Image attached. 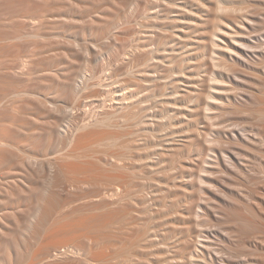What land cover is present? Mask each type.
Listing matches in <instances>:
<instances>
[{"label": "rangeland", "instance_id": "obj_1", "mask_svg": "<svg viewBox=\"0 0 264 264\" xmlns=\"http://www.w3.org/2000/svg\"><path fill=\"white\" fill-rule=\"evenodd\" d=\"M235 8L258 15L255 67L230 55ZM260 53L264 0H0V264H264ZM53 122L91 135L48 138ZM36 155L57 167L30 168ZM50 190L36 237L27 219ZM244 203L262 228L240 236Z\"/></svg>", "mask_w": 264, "mask_h": 264}, {"label": "bare ground", "instance_id": "obj_2", "mask_svg": "<svg viewBox=\"0 0 264 264\" xmlns=\"http://www.w3.org/2000/svg\"><path fill=\"white\" fill-rule=\"evenodd\" d=\"M242 8V7H241ZM235 10H236V12H238L237 10H238V8H235ZM239 11H241V9L239 10ZM236 12H234V13H236ZM242 12V11H241ZM237 14V13H236ZM235 14V15H236ZM234 16V15H233ZM232 16V17H233ZM257 16L258 15H256V13L254 12L252 15H248V13H244L243 14V12L242 13H239L238 12V14L236 15V21H234V22H236V23H238V22H240V24L242 25V26H240V31H236V32H238V34L240 33V36H242L243 38H244V40L242 39V40H239L237 43H236V48L235 49H233V52H231L230 51V49L231 48H229V50L228 51H230L231 53H230V55L231 56H233V60L235 59L237 62H239V64L241 65H244V66H247V67H255V65H256V61L258 60V59H260V58H258L257 57V60L255 61L253 58H251L250 56H249V47L250 46H252V45H250V44H248V42L246 43V41L249 39V37L251 36H248V39L245 41V39L247 38V36H246V34L245 33H247V29H251V28H253V25H255V22H256V18H257ZM229 18V17H228ZM227 19V18H226ZM232 20V19H231ZM234 20H235V16H234ZM261 22H258V25L260 24ZM257 24V23H256ZM239 25V24H238ZM258 25H256V26H258ZM260 27H261V24L259 25ZM263 26V25H262ZM239 27V26H238ZM248 30V31H249ZM252 30V29H251ZM254 30V29H253ZM250 32V31H249ZM235 34V33H234ZM247 34H249V33H247ZM236 36H238V35H236ZM235 37V36H234ZM233 37V38H234ZM241 37V38H242ZM215 41V40H214ZM234 42H236V41H234ZM250 42V41H249ZM217 42L215 41V44H216ZM256 50V49H255ZM260 54H262V53H260ZM257 56L259 55L258 53L256 54ZM252 56V55H251ZM254 56V55H253ZM262 56L264 57V54H262ZM255 57V56H254ZM256 58V57H255ZM262 58V57H261ZM231 60H232V58H230ZM228 63H227V66H226V69H229V68H231L232 67V65H231V67H229V68H227L228 67ZM259 65H260V63H259ZM241 67V66H240ZM261 67V66H260ZM234 69V68H233ZM243 68H241V70H242ZM231 70H232V68H231ZM243 70H245V68L243 69ZM243 70H242V74H247V73H243ZM231 72V71H230ZM237 72V71H236ZM235 72V73H236ZM241 72V71H240ZM232 73H234V72H232ZM248 73H250V72H248ZM72 80H73V78H72ZM74 81V80H73ZM73 84V89L75 90V89H77L76 88V86L77 85H74L75 83H72ZM264 87V86H263ZM77 91V90H76ZM249 92V91H248ZM254 93V92H253ZM252 93V94H253ZM260 93V92H259ZM248 94V93H247ZM255 94V93H254ZM246 95V94H245ZM235 96V95H234ZM248 96V95H247ZM254 96V95H253ZM259 96H263V95H259ZM258 95H257V97L256 96H254V97H256L257 99H258V101H259V99H260V97H259ZM252 97V96H251ZM259 97V98H258ZM255 98V99H256ZM240 99L242 100V99H244V97L242 96V98L240 97ZM249 99V98H248ZM254 99V98H253ZM263 99V98H262ZM246 100V98L243 100V104H244V101ZM235 101V100H234ZM237 101V100H236ZM250 101V100H249ZM255 100H253V102H254ZM240 102V101H239ZM256 103H257V101H256ZM262 103V102H261ZM239 104V103H238ZM254 104V103H253ZM250 105H251V103H250ZM256 104H254V106H255ZM258 105V104H257ZM238 106V105H237ZM249 106V105H248ZM260 106V105H259ZM262 106V105H261ZM253 107V106H252ZM258 107V106H257ZM259 109V108H258ZM257 109V111H259L260 112V110H258ZM261 112H263V114H264V105L261 107ZM262 114V115H263ZM261 115V116H262ZM52 120V119H51ZM53 121H54V119H53ZM55 122V121H54ZM53 122V123H54ZM59 123L57 124H53V125H51V127H50V129H47V131H45L47 134H48V138L50 137H53L54 136V134L55 133H57V134H59V135H63L64 134V138L66 139V140H68L69 139V141H71V143L73 142V138L75 137V141H74V143H78L79 141L77 140L78 138H76L77 137V135L79 136V135H82L81 136V139L82 138H85V136L87 137V135H89L88 133L87 134H73V136H72V134L70 135V137L69 136H65V134L66 135H68L67 134V131L66 130H62L61 131V129L59 128ZM50 126V125H49ZM48 126V127H49ZM46 128V127H45ZM44 128V129H45ZM64 131V132H63ZM66 131V132H65ZM44 132V131H43ZM86 132H88V131H86ZM85 132V133H86ZM42 133V132H41ZM69 133V132H68ZM57 134H55V135H57ZM70 134V133H69ZM261 134V133H260ZM91 135V134H90ZM242 135V134H241ZM44 136V135H43ZM46 136V135H45ZM58 136V135H57ZM248 136V135H247ZM246 136V137H247ZM259 136V135H258ZM55 137V136H54ZM237 137V136H236ZM243 137H245L244 135L242 136V138ZM61 138H63V137H61ZM233 138V137H232ZM255 138V137H254ZM260 138V137H259ZM81 139H79L80 141H81ZM257 139H258V137H257ZM232 140V139H231ZM242 140V139H241ZM261 140H262V138H261ZM4 141H6V140H0V145L1 146H3L4 147V145H5V147L6 146H9V142H4ZM239 141V140H238ZM249 141V140H248ZM256 141V140H255ZM234 142V141H233ZM242 142V141H241ZM252 142V141H251ZM254 142V141H253ZM259 142V141H258ZM258 142H256V144L258 143ZM64 143V142H63ZM66 143V142H65ZM70 143V144H71ZM240 143V142H239ZM43 144H45V143H43ZM234 144V143H233ZM250 144V143H249ZM241 145V144H240ZM258 145V144H257ZM0 146V147H1ZM49 146H50V144H49ZM230 146H232V144L230 145ZM236 146H237V144H236ZM242 146H243V144H242ZM249 146V145H248ZM244 147V146H243ZM243 147H242V149H243ZM237 148V147H236ZM73 149H75V147L73 148ZM41 150V149H40ZM58 150V149H57ZM71 151V150H70ZM62 152H64V151H62ZM72 152H73V150H72ZM11 153H16V152H11ZM51 154V153H50ZM65 154V153H64ZM63 154V155H64ZM66 154H67V151H66ZM65 154V155H66ZM73 154V153H72ZM24 155V154H23ZM22 155V156H23ZM30 155V154H29ZM49 155V154H48ZM47 155V156H48ZM12 156V154L10 155V157ZM21 156V157H22ZM25 156V155H24ZM34 156V155H33ZM40 156V155H39ZM39 156H35V157H30V158H28V161L31 163V165L32 166H30V168H32V167H34L35 168V166H40L39 168H41V167H43V168H47V166L48 167H50L49 168V172H50V169L52 170V172L54 171L53 170V168H55V166H56V162H55V158H53V157H47V156H45V158H43V156L42 157H39ZM52 156V155H51ZM68 156H70V155H66V157H68ZM72 156H74V155H72ZM13 158L15 157L16 158V156H12ZM11 157V158H12ZM20 157V158H21ZM55 157V156H54ZM65 157V158H66ZM14 158V159H15ZM27 158V157H26ZM41 158V159H40ZM72 158V157H71ZM13 159V160H14ZM68 160L70 159V158H67ZM57 160V159H56ZM59 160V159H58ZM65 160V159H64ZM225 160V159H224ZM22 161H23V159H22ZM63 161V160H62ZM214 161V160H213ZM212 161V162H213ZM14 162H16V161H14ZM19 162V161H18ZM17 162V163H18ZM26 162V161H25ZM215 162V161H214ZM19 163H21V161L19 162ZM23 163V162H22ZM29 163V164H30ZM27 164H28V162H27ZM61 164H63V162L61 163ZM66 164V163H65ZM73 164H76V163H71L70 162V166L71 165H73ZM78 164V163H77ZM21 165V164H20ZM24 165V164H23ZM44 166H46V167H44ZM60 166V165H59ZM65 166V165H64ZM64 166H62V167H64ZM67 166V165H66ZM68 166H69V163H68ZM74 167H76L75 165H73ZM73 166H71V168L73 167ZM79 166V165H78ZM77 166V167H78ZM57 167V166H56ZM60 168V167H59ZM70 168V167H69ZM27 169H29L28 167H27ZM26 169V170H27ZM36 169V168H35ZM25 170V171H26ZM38 170V169H37ZM41 170V169H40ZM57 170V169H56ZM63 170H64V168H63ZM34 171V170H33ZM47 171V170H46ZM58 171V170H57ZM27 172V171H26ZM41 172V171H40ZM56 172V171H55ZM33 173V172H32ZM32 173H30V174H32ZM38 173V172H37ZM36 173V175H38ZM62 173H63V171H62ZM34 174V173H33ZM58 174V173H57ZM56 174V175H57ZM35 175V176H36ZM54 175H55V173H54ZM53 174H52V176H51V178L54 176ZM14 177V176H13ZM59 177V176H58ZM12 178V177H11ZM33 178V177H32ZM57 178V177H56ZM56 178H55V180H56ZM10 180V179H9ZM14 180V179H13ZM19 180V179H18ZM22 179H20V181H21ZM58 181V180H57ZM57 181L55 182V183H57ZM7 182V181H6ZM13 183H15V182H13ZM59 183V182H58ZM52 184V183H51ZM54 185V184H53ZM56 185V184H55ZM57 186V185H56ZM3 187V186H2ZM1 187V185H0V188H2ZM6 187V186H5ZM51 187V186H50ZM7 188V187H6ZM55 188H58L59 189V187H55ZM250 188V187H249ZM248 188V189H249ZM32 189V188H31ZM51 189V188H50ZM52 189H54V186H53V188ZM35 190V192H36V190L37 189H34ZM49 190V189H48ZM252 191H253V189H251ZM250 190V191H251ZM22 190H20V192H21ZM43 191H45L44 189H43ZM42 190H41V192H43ZM57 191V190H56ZM34 192V191H33ZM50 192H51V190H50ZM0 193L2 194L3 192H1L0 191ZM21 193H23V192H21ZM20 193V196L21 195H23V194H25V192L23 193V194H21ZM38 193V192H37ZM39 193H40V191H39ZM4 194V193H3ZM5 194H8V193H5ZM27 194H30V193H27ZM34 194V193H33ZM32 194V195H33ZM251 194V193H250ZM35 195H36V193H35ZM39 195V194H38ZM47 195H49V193L47 194H45V193H42V194H40L39 195V197H38V201L35 203V206H34V209H33V211L32 212H30V214H29V216H28V219H27V221H28V225H29V229L30 230H32V231H30V232H33V233H35L36 234V237L40 234V232H41V230L42 229H44L45 228V225H47V223L49 222V219L52 217V215L51 214H53V212H52V209L53 208H55V207H53V205H55V195L57 196L58 194H54V195H52V192H51V194L49 195V196H51V197H47ZM26 196V195H25ZM29 196V195H28ZM7 197V196H6ZM10 197V196H9ZM60 198V197H59ZM61 199V198H60ZM59 199V200H60ZM230 199H232V198H230ZM7 202V201H6ZM24 202V201H23ZM240 202H242L243 203V201H240ZM241 203V204H242ZM56 205H57V203H56ZM55 205V206H56ZM220 205V204H219ZM222 205V204H221ZM244 205V209L246 210V211H248V213H250V217L252 216V217H254L253 219H251V218H243L240 214H238V212L237 213H235V210H234V212L232 211V213H235V217H234V215L233 214H231V213H229V214H231V215H233L232 216V219H233V217L235 218V221H233L232 219H231V221L232 222H235L237 225H238V228L237 229H239L238 231H236V232H238L236 235H238L239 233L241 234L242 232H243V234H244V232L246 231L247 233H249V234H251L250 233V231H248V230H251V232H253V231H256V230H260L262 227L258 224V223H256V221H254V219H255V217L257 218V216H259L258 215V213H257V210H255V208H254V206H252V204H243ZM8 206V205H7ZM58 206V205H57ZM239 206V205H238ZM242 206V205H241ZM14 207V206H13ZM225 207V206H224ZM58 208V207H57ZM240 208V207H239ZM222 209H224V208H222ZM225 209L227 210V208L225 207ZM12 210V209H11ZM10 210V211H11ZM55 210V209H54ZM226 210L225 211H223V212H226ZM229 210V212H230V209H228ZM244 210V211H245ZM8 212V211H7ZM13 212V211H12ZM239 212H241V211H239ZM10 213V212H9ZM56 213V212H55ZM12 215L13 214H11V217H12ZM58 216V215H57ZM10 217V216H9ZM10 217V218H11ZM1 218V217H0ZM9 218V219H10ZM57 218V217H56ZM55 218V219H56ZM231 218V217H230ZM8 219V220H9ZM52 219H54V218H52ZM55 219H54V221H55ZM226 219H228V218H226ZM2 220V219H1ZM25 220H26V218H25ZM51 220V219H50ZM229 220V219H228ZM26 221V222H27ZM1 223H2V221H0ZM23 222H24V220H23ZM51 222V221H50ZM232 222H231V224H232ZM26 225V224H25ZM27 225V226H28ZM55 225H56V223H55ZM27 226H24V228H26ZM234 226H235V224H234ZM6 227V226H5ZM55 228L52 230V231H50L49 230V234L48 233H46V234H48L47 236L48 237H50V236H52V235H55V234H57V233H59V231H64V229H66L67 227H66V224H64L63 226H58V227H56V226H54ZM24 228L22 229V230H24ZM264 228V227H263ZM68 229V228H67ZM34 230V231H33ZM48 230V229H47ZM234 230V229H233ZM232 230V231H233ZM1 231V230H0ZM28 231V230H27ZM234 231V232H235ZM2 232L3 233H5V231H3L2 230ZM29 232V231H28ZM234 232H233V234H234ZM235 232V233H236ZM245 232V233H246ZM6 234V233H5ZM8 234V233H7ZM9 234L11 235V233L9 232ZM45 234V235H46ZM42 235V234H41ZM41 235H39L40 237H41ZM235 235V234H234ZM1 236L3 237L4 235L3 234H1ZM13 236H15V235H13ZM30 236V235H29ZM231 236H233V235H231ZM240 236H242V234L240 235ZM12 237V236H11ZM20 237V236H19ZM18 237V238H19ZM4 238V237H3ZM13 238V237H12ZM17 238V239H18ZM34 238H35V235H34ZM33 238V239H34ZM51 238V237H50ZM5 239H6V237H5ZM20 239V238H19ZM29 239V238H28ZM61 239V238H60ZM3 240V239H2ZM16 240V239H15ZM24 240H26V239H24ZM58 240V239H57ZM1 241V240H0ZM21 241V239L19 240V242ZM3 242V241H2ZM1 242V243H2ZM29 242V241H28ZM56 242V241H55ZM59 242H62V240H60V241H58V243H55V244H61V243H59ZM14 243H15V241H14ZM54 243V242H53ZM3 244V243H2ZM16 244V243H15ZM15 244H14V246L13 247H15ZM19 244V243H18ZM20 244H22L21 242H20ZM19 244V245H20ZM55 244H53V245H55ZM62 244H65L64 242H62ZM4 245V244H3ZM2 245V246H3ZM13 245V244H12ZM26 244L24 243V246H25ZM22 246V245H21ZM63 247H64V245H62ZM5 247V246H4ZM9 247V246H8ZM2 248V247H1ZM46 248V247H45ZM15 249V248H14ZM16 249H19V247L18 248H16ZM56 249H57V247H56ZM74 249V248H73ZM10 250V249H9ZM8 250V252L10 253L11 251H9ZM57 250H61V249H57ZM69 250V249H68ZM72 250V249H71ZM70 250V252H73V251H71ZM1 251V250H0ZM4 251V250H3ZM64 251V250H63ZM5 252V251H4ZM19 251H17V253H18ZM36 252V251H35ZM50 252H52V251H50ZM60 252V251H59ZM67 253H68V251H66ZM66 252H64L65 254H66ZM23 253V252H22ZM37 253V252H36ZM40 253V252H39ZM73 253H75V252H73ZM241 253H242V251H241ZM1 254H3V253H1ZM6 255H7V253H5ZM57 254V253H56ZM60 254V253H59ZM9 255V254H8ZM34 255V254H33ZM33 255H32V257H33ZM37 255V254H36ZM39 255V254H38ZM40 255H42V254H40ZM45 255H46V253H45ZM48 255V254H47ZM67 255V254H66ZM71 255V254H70ZM11 256V255H10ZM35 256V255H34ZM65 256V255H64ZM63 256V257H64ZM7 257H9V256H7ZM12 257V256H11ZM11 257H10V259H11ZM24 258H25V256H23ZM47 257V256H46ZM52 257H53V255H52ZM55 257V256H54ZM57 257V256H56ZM68 256H66V258H67ZM77 257V256H76ZM94 257H96V256H94ZM93 257V258H94ZM28 258H29V256H28ZM34 258V257H33ZM37 258V257H36ZM44 258V257H43ZM50 258H51V256H50ZM23 259V258H22ZM58 259V258H57ZM70 259V258H69ZM8 260V259H7ZM12 260V259H11ZM42 260H44V262L46 263L47 262V258L46 259H42ZM49 260H51V259H49ZM56 260V259H55ZM64 260H66V259H64ZM89 261H90V264H91V262H92V260H90V259H88ZM87 260V261H88ZM35 261V260H34ZM54 261V260H53ZM52 261V262H53ZM58 261V260H57ZM86 261V262H87ZM8 262H9V260H8ZM8 262H7V264H8ZM13 262V261H12ZM28 262V261H27ZM33 262V261H32ZM49 262V261H48ZM47 262V264H49ZM61 262V261H60ZM6 263V262H5ZM15 264H16V262H14ZM29 263H30V261H29ZM43 263V261H41V260H37L35 263H32V264H42ZM45 263H43V264H45ZM54 263V262H53ZM64 263V262H63ZM11 264V263H10ZM50 264H51V262H50ZM58 264H59V262H58ZM88 264H89V262H88ZM93 264V263H92Z\"/></svg>", "mask_w": 264, "mask_h": 264}]
</instances>
